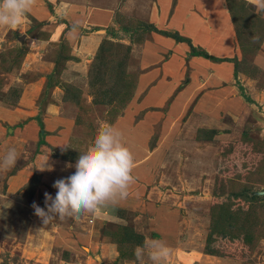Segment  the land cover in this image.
<instances>
[{
	"label": "rangeland",
	"instance_id": "obj_1",
	"mask_svg": "<svg viewBox=\"0 0 264 264\" xmlns=\"http://www.w3.org/2000/svg\"><path fill=\"white\" fill-rule=\"evenodd\" d=\"M250 1L254 5V0ZM230 2L235 14L234 39L238 52L231 57L232 61L228 60L233 65L234 79V91L229 90L228 94H238L241 115H237V109L221 111V107H214L210 116L216 121L209 129L196 120L199 115L196 103L200 93L189 99L183 91L179 92L189 81L186 66L180 87L166 99L160 102L151 97L147 99V86L131 101L129 110L114 104L120 100L122 90L111 88V84H123L124 72L137 73V86L143 70L139 69L137 52L132 45L134 42L143 43L149 37V32L141 27L133 32L138 23L144 26L146 22L136 19L137 11L134 7L128 9L131 4L127 0H114L110 17L113 22L101 27L106 30L114 55L105 62L109 68L107 78H111L106 91L101 87L98 90L90 88L89 79L94 78L95 82L97 76L88 74V87H84V93L81 90L82 95L72 93L67 87L62 88V100L66 104L61 112L46 109L48 104H56L54 85L60 79L59 69L71 49L65 39L64 30L67 28H63L65 24L68 28L70 26L66 20L58 18L63 3L59 2L55 7L44 0L45 15L40 19L46 17L45 20L26 16L16 28L0 26V53L7 51L2 69H11L8 74L0 71V108L4 106L5 99L9 98L12 102L15 99L11 89L17 90L20 96L27 84L37 83L40 90L31 104L26 105L22 101L6 108L9 112V109H14L13 116L0 118V160L13 143L19 153L16 166L0 172V264H137L134 250L138 245L142 246L146 241H161L148 223H142L141 229L139 225H133L137 222L131 220L133 212L123 207L126 204L124 200L122 204L117 201L114 205L98 208L95 213H84L79 218L63 222L57 220L54 225L45 226L34 214L33 202L43 208L44 193L55 189L50 177H43L40 170L33 168L40 150L48 155L53 177L57 176L61 166L55 165V159L49 157V153L54 155L53 147L60 148L63 156H72L73 152L78 157L79 152L86 151L92 144L102 123L115 127L125 143L128 144L129 139L125 134L131 130L134 135L144 136L142 145L150 152L154 148L158 151L152 152L149 157L152 158L151 163H157L161 169L157 175L155 173L154 181H144V184L147 183L144 193L154 187L151 193L167 195L162 205L168 207H164L163 211H175L181 223H177L172 244L178 243L168 246L170 253L159 264H264V193H258L264 192V63L260 58L263 56L260 46H264V19L262 12L251 3L247 4L245 0ZM201 3L218 9L217 32L220 34L219 30H222L228 36L232 25L223 0H203ZM141 4L142 0H139L138 5ZM174 22L175 25L183 24L177 22V18ZM57 23L61 24L59 32H63L64 37L50 48L47 41ZM123 27L131 30L125 31ZM184 28L188 32H196V39H201L202 34L194 26L186 24ZM22 33L25 39L20 38L23 42L19 43L16 38ZM125 39L128 42H124ZM40 40L46 44L39 45ZM213 49L217 51L219 48ZM219 51L225 53L228 48L221 47ZM150 58L151 54L147 59ZM35 63L42 67L41 71ZM195 63L196 74L211 69V65L203 60H195ZM48 65H51L52 73H48ZM170 87L167 85V90ZM158 93L159 90L153 91L151 95ZM111 97L113 103H107ZM200 105L204 106L203 103ZM33 107V116L23 113V109L30 111ZM141 118L145 119L144 123L149 128L146 134L133 126ZM41 121L43 129H46L43 135L39 131ZM122 123L124 126H121ZM61 128H65L67 133L59 135ZM46 134L67 139L68 146L61 148L64 141L61 146L47 142L43 148L37 141L45 139ZM140 154L142 151L136 152V156ZM57 155L53 157L57 158ZM40 161L41 158L36 162L41 168ZM254 195L258 198L250 199ZM154 203L156 209L159 203ZM145 260L146 264H150L147 257Z\"/></svg>",
	"mask_w": 264,
	"mask_h": 264
},
{
	"label": "crops",
	"instance_id": "obj_2",
	"mask_svg": "<svg viewBox=\"0 0 264 264\" xmlns=\"http://www.w3.org/2000/svg\"><path fill=\"white\" fill-rule=\"evenodd\" d=\"M48 1L50 2V4H52V6L54 5L55 7L57 6V4H59V2L63 3V7L61 8L62 13H60V16L56 9L55 11L59 16L58 18L66 20V22L70 26L68 28V25L65 24V27H63L64 29L67 28L66 30H64V33L66 31L65 39L68 41V46H71V49H69V51H67L68 49L66 50L68 56L66 58V61L62 62L61 64V68L59 69L60 79H57L56 81L58 83L54 85L53 98H55L56 104L53 105V103H50L48 104L46 109L47 111L59 110L61 112V108H63V105L66 104L63 103L62 100V88L67 87L69 91H72V93H79V95H82L81 90L84 93V87L87 86L86 76L91 66V62L93 60L95 52L101 40L107 36L106 30L102 29L101 27L106 26L109 22H113L111 21L110 17L114 8L113 5L115 3H113L114 0H110L111 2H109V0ZM127 1L131 4L128 9H132L134 7L135 12L137 11V14H135L137 20L153 24L155 27L161 30H167L170 32L177 31L179 35L189 39L195 49L199 51H206L207 54L218 58H231L234 57V55L238 52L236 48L237 42L234 39L235 30L231 22L228 10L227 16L230 25L232 26L228 36H225L222 33V30H219L220 34H218V29L215 26L218 9L215 7L211 8L208 4L205 3L202 4L201 2L203 0H142L141 6L138 5L139 0ZM245 1H247L249 4L251 3L250 0ZM104 2L107 3V5H105ZM183 2H185V4H183ZM223 2L226 5L225 0H223ZM43 3L44 0H36L35 5L27 13L26 16L39 20L40 16L45 15ZM225 9H227L226 6ZM107 14L109 16L108 18ZM26 16L25 19L27 18ZM261 16L264 19V12H262ZM45 18H42L40 20H45ZM176 18L177 22H183V24L180 25L177 23L178 25H175L174 21L176 20ZM73 24H79L80 26L79 32L77 34H72L70 32V28ZM186 24L187 26H194V28H196V31H198L199 34H202L200 40L196 39V32L191 33L185 30L184 26ZM60 25L57 23L54 28L55 31H53L49 36L47 44H49L50 48L55 47V44L59 42V40H61V37H64V33L59 32ZM20 38H24V34L16 38L19 43L23 42ZM14 39L15 38H13V40ZM123 41L128 42V40L126 39ZM40 44L43 45L46 43L41 42L40 40L39 45ZM225 46L228 48V51H226L225 53H223V51H219L221 47ZM132 47L137 52L136 56L137 61L139 60V69H142L143 71L140 72L141 74L139 76L138 83L135 88L134 96L126 105V110H129L131 101H133L135 97H137L141 92H143V90L146 89L147 86V99L151 97L153 99L158 100V102L162 101L163 99H166L169 94L174 91V89L180 87L179 83H181L183 80V71L184 67L186 66V69L189 71V74L187 75V79H189V81L186 80L187 83L183 88L179 89V92L183 91L184 93H182L186 95V98L189 99H193V96L195 94L200 93L198 101L196 103V112L199 114L196 119L198 124H202L203 126H205V128L208 129L209 127L211 128L213 126L212 124H214L216 118L214 119L210 116V114L214 107H221V111H223V109L236 111L237 109V115H241V113H239L240 104L239 99L237 98L238 94L232 96L228 94L229 90L234 91L232 67L233 65L231 62L229 63V61H213L202 56L191 55L189 45L185 41H176L172 37L164 36L153 31L149 33V37L145 39L143 43L141 42L135 44L134 42ZM214 47H218L219 49H217L216 51L213 49ZM260 49L261 53L263 54V56H261L260 58H262V61L264 63V46L261 45ZM150 54L151 58L147 59ZM144 58H146V60H144ZM195 60H203L204 62H207L211 65V69L208 70L206 73L196 74L197 72H195ZM35 65L38 64L35 63ZM258 65L261 67V63L258 62ZM37 67H39V71H41L42 67L39 65ZM47 69L49 70L48 73L53 72L51 65L50 67L48 65ZM261 69L263 68L261 67ZM240 74L238 77L239 79L241 78ZM168 79L171 80L168 81ZM82 82L83 86H81ZM172 84L175 85L172 86ZM167 85H171L169 90H167ZM157 90H159L160 93H158V95L152 96L151 93ZM162 92L165 93L160 95ZM39 93L40 90L37 83H30L29 85L27 84L26 87L23 88L22 93L20 94L16 102L10 101L9 98H7L9 100L5 99L6 102H3L4 106L0 108V118L2 116H5V118L7 116L9 118L8 115L13 116V114L11 113H14V109H9V112L8 110H6V108H12L13 106L18 105V103H21L22 101H24V104L26 105L31 104L32 100L35 99V96L37 97ZM210 96H212L211 100L209 99ZM200 103H203L204 106H201ZM35 107H33L30 111L23 109V113L27 112V116L31 117L34 115L33 111ZM144 121L145 119L142 120L141 118L140 121L135 122L133 126L144 130L146 134L149 131V128L145 125ZM123 124L124 123H122L121 126H124ZM8 129L11 130L10 126ZM39 131L41 134L44 133L46 129H40ZM58 133L59 135H63L67 133V131L65 128H61ZM128 133L130 135H128ZM128 133L125 134V137L129 136V139L127 140L128 144L124 141L122 142L128 148H132V150L130 151L133 154L135 162L132 175L135 177V182L130 185L128 189L129 194L127 198L123 199L124 201H126V204L123 207H125L128 212H133L131 220L132 222H137V224L133 223L134 226L139 225L138 228L140 227L141 229L142 223H148L149 226L155 230L158 238H160L161 241L167 246L172 247L174 243H178L177 241L172 244L173 239L175 238L174 230L176 228L178 229L177 223L181 225L178 218V214L175 213V211L171 210L163 211L165 209L164 207H168L166 205H162L163 202L165 203L164 199H167V195L163 196V193H151L154 192L152 190L154 187H151L147 193H144L147 190V183H144L149 180L154 181L153 178L155 177V173L157 175L159 173L158 170L161 169V167H158V164L156 162L155 165L152 164V158L149 157V155L158 151L156 148H154V150L150 152L147 147L142 145L144 143V136L134 135L132 134L133 132L131 130ZM12 139L14 140L15 138ZM45 140L49 144H59L60 146L62 141H64L63 145H67L68 143L66 142L67 139H62V137L53 134H46ZM137 144L140 146V148H138ZM13 147L16 148L15 143L11 145V148ZM42 147L45 148V145H43ZM64 147L65 146H62L61 148ZM42 150H40V153L37 156L38 159L41 158V161L39 162L41 167H43L46 162L48 163V165H52L50 162H48L49 160L47 161L48 155ZM137 151H142V154L136 156ZM156 154L157 153H155V155ZM49 157L55 159V165L58 164L59 167L61 166L60 173H58L57 176H54L56 178L53 177L54 173L52 174V170H40L43 177L51 178L50 183H53L61 178H66L75 172L74 165L76 161H67L64 159L54 158L51 153H49ZM37 158L34 161L35 165H33V168L39 170L38 168L40 167H38L36 162L38 160ZM142 160L144 161L142 162ZM69 165H71V167H69ZM30 166H32V163H30ZM146 170H148L150 173H147ZM55 171L56 169L54 170V172ZM49 185L50 187H52V184ZM56 192L57 189H54L52 191H49L48 193L55 197ZM121 201L122 200H118L119 204H122ZM154 202L159 203L157 204L156 209H154ZM152 203L154 204L152 205ZM95 212H97V210ZM147 212H149L150 214L148 215ZM144 214H146V216H144ZM92 219L94 218L92 217ZM169 236L170 239H168ZM99 245H101V243H99ZM102 249L105 250L104 248ZM149 263L151 264V261H149Z\"/></svg>",
	"mask_w": 264,
	"mask_h": 264
},
{
	"label": "clouds",
	"instance_id": "obj_3",
	"mask_svg": "<svg viewBox=\"0 0 264 264\" xmlns=\"http://www.w3.org/2000/svg\"><path fill=\"white\" fill-rule=\"evenodd\" d=\"M35 3L36 0H0V26L16 28ZM254 7L264 12V0H254ZM79 28V24H73L70 32L77 34ZM18 159L17 150L9 148L0 160V172L15 167ZM134 163L132 152L121 140V133L112 125L102 123L92 144L86 151L79 152L75 172L54 182L55 197L45 192L43 208L33 202L34 214L47 226L54 225L57 220L79 218L84 213L92 214L98 208L114 205L128 196V189L135 182ZM39 170H51V166L46 162ZM169 253L166 244L155 240L146 241L134 250L137 264H146L145 257L151 264H159Z\"/></svg>",
	"mask_w": 264,
	"mask_h": 264
},
{
	"label": "trees",
	"instance_id": "obj_4",
	"mask_svg": "<svg viewBox=\"0 0 264 264\" xmlns=\"http://www.w3.org/2000/svg\"><path fill=\"white\" fill-rule=\"evenodd\" d=\"M225 2H226V5H227V9H228V11H229V13L231 15L230 16L231 22L235 26L236 22L234 20L235 14L233 13V9H234L233 5L231 4L230 0H225ZM245 2L248 4L247 1H245ZM135 22H137L136 19H135ZM141 24H142L141 22H140V24L138 23L136 25V28H134L133 32L135 30H137V28L141 27L143 30L148 31L149 33L151 31H153V32H157V33H159L161 35H164V36L172 37L176 41H185L189 45L191 55L202 56L204 58H208V59L213 60V61H228V60L232 61V58L231 59L218 58V57H214V56H211V55L207 54L206 51H203V50L199 51V50L195 49V47L191 44V41L189 39H187L186 37H183V36L179 35V33L177 31L170 32V31H167V30H161V29H158L157 27H155L153 24H150V23H144V26L141 25ZM122 29H124L125 31L131 30L129 27H123ZM235 33H236V29H235ZM133 36H131V37L133 38ZM133 40H135L136 42L138 41V39H135V38ZM108 41L109 40L107 38H103L101 40V42H100V44H99V46H98V48L96 50V53H95V55L93 57V63L90 66L92 70L88 71V73H87V75L93 73V75L97 76V79H96L95 82H94V78H91L88 81V83L90 85V88H92V89L98 90L101 87V89L103 91H106V88H107L106 86H108L109 79H111L110 77L107 78V71L109 70V68H108L107 65H105V62L108 60L109 57H110V59L114 58V55H113V52H112V50H113L112 49V45ZM121 46H124V45H121ZM105 53H107L106 57H104ZM6 54H7V51H5V50L1 51V53H0V64H1L0 65V71L3 72V73L11 72L10 67H8L6 69H2V66H4L5 63H6V62H3L4 57L7 58ZM114 70H113V72H114ZM121 74H123V72H121ZM118 76H119V74H118ZM137 77L138 76H137L136 72L135 73L124 72V74H123V82L124 83L123 84H119V82L115 83V84H113V83L111 84V88L114 87V88H119L120 90H122V93L120 95L121 96L120 100L115 101V103H114L115 105H117V106L119 105L121 108L126 107V105L129 103V101L131 100V98L134 95V91H135V88H136V79H137ZM132 79H134V81ZM97 83H98V86L95 87ZM124 89H125V91L123 92ZM11 91L15 93V99L13 100V102H16L18 97H19L18 96V92H17V90H12V89H11ZM113 101H114V99L112 97L108 99V102L106 100V102L110 103V104H112ZM116 117L117 116H115L114 118L116 119ZM39 124H40V128L42 127L41 129H43V126H42L43 122L39 123ZM41 135H43V133H41ZM37 144L38 145H43V144H47V142H46V140L44 138H39V140L37 141ZM60 150H61L60 148H56L55 149V147H53L52 153L54 155H57L56 153H60L61 152ZM76 154L72 152V156H63L62 153H60V155H57L55 157L61 158V159H64V160H69V161H76L77 158H78L76 156ZM34 176L37 177L38 175H34ZM252 198H258V196H255V195L251 196L250 199H252Z\"/></svg>",
	"mask_w": 264,
	"mask_h": 264
},
{
	"label": "water",
	"instance_id": "obj_5",
	"mask_svg": "<svg viewBox=\"0 0 264 264\" xmlns=\"http://www.w3.org/2000/svg\"><path fill=\"white\" fill-rule=\"evenodd\" d=\"M258 193H264V192H258Z\"/></svg>",
	"mask_w": 264,
	"mask_h": 264
}]
</instances>
